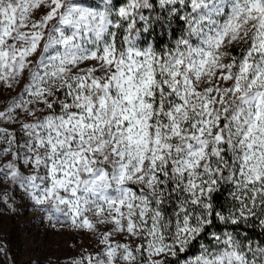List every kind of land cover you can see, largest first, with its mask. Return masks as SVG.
I'll return each instance as SVG.
<instances>
[{"label":"rangeland","instance_id":"1","mask_svg":"<svg viewBox=\"0 0 264 264\" xmlns=\"http://www.w3.org/2000/svg\"><path fill=\"white\" fill-rule=\"evenodd\" d=\"M158 2L195 11L190 38L162 55L128 35L132 1L0 0V264H165L227 164L231 217L257 216L264 0ZM166 151L172 228L159 210ZM213 237L220 248L175 264H264Z\"/></svg>","mask_w":264,"mask_h":264},{"label":"trees","instance_id":"2","mask_svg":"<svg viewBox=\"0 0 264 264\" xmlns=\"http://www.w3.org/2000/svg\"><path fill=\"white\" fill-rule=\"evenodd\" d=\"M133 2L132 26L128 30L130 37L138 36L141 46L149 45L157 54H164L171 50L178 42H185L190 38L192 18L195 11L192 6L184 5L186 15H182L179 4H161L158 0H112L114 8ZM126 34L125 23L120 22L116 29L117 43L122 44ZM56 105V103H55ZM234 107L236 104H233ZM230 110V113L232 109ZM47 113L48 110H44ZM230 113L225 114L226 116ZM221 125L223 137H226V118H222ZM225 139V138H224ZM227 144L225 140V145ZM227 146V145H226ZM162 164L166 177L164 180L165 197L162 199L159 210L165 223L172 228L178 209L177 191L175 188L176 172L174 161L169 152H165ZM230 164H227L220 176L217 189L208 193L209 208L204 221L197 228V233L187 241L183 251H177L176 256L168 257L165 264H175L187 261L199 255L203 250H217L221 246L214 240V235H230L236 241L237 250L249 261L259 262L264 257V196L261 198L257 216L246 218H232L230 208L233 205L229 196ZM174 248L175 241L170 238ZM255 254L260 257L258 260Z\"/></svg>","mask_w":264,"mask_h":264}]
</instances>
